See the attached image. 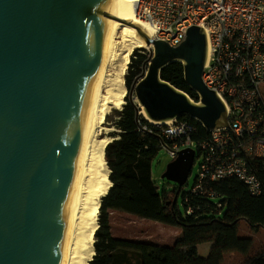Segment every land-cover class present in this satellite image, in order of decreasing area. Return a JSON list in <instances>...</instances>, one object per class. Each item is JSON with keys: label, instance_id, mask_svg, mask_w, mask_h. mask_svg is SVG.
<instances>
[{"label": "water", "instance_id": "obj_1", "mask_svg": "<svg viewBox=\"0 0 264 264\" xmlns=\"http://www.w3.org/2000/svg\"><path fill=\"white\" fill-rule=\"evenodd\" d=\"M109 0H0V264H61L64 237L104 44ZM153 57L133 93L155 122L188 116L208 130L228 125L217 95L203 83L207 39L193 26L176 48L154 40ZM180 62L200 97L163 81ZM195 151L185 149L163 179L181 188Z\"/></svg>", "mask_w": 264, "mask_h": 264}, {"label": "built area", "instance_id": "obj_2", "mask_svg": "<svg viewBox=\"0 0 264 264\" xmlns=\"http://www.w3.org/2000/svg\"><path fill=\"white\" fill-rule=\"evenodd\" d=\"M136 13L151 26L154 40L173 48L191 27L204 30L203 83L227 112V126L208 130L179 118L152 121L139 106L136 132L143 139H153L172 161L185 149L195 151L194 162L200 160L194 184L182 195L184 215L220 212L222 196L213 186L223 180L237 179L252 196H260L262 183L252 162L264 160V0H136ZM147 51L144 75L153 48ZM191 100L198 103L200 97Z\"/></svg>", "mask_w": 264, "mask_h": 264}, {"label": "trees", "instance_id": "obj_3", "mask_svg": "<svg viewBox=\"0 0 264 264\" xmlns=\"http://www.w3.org/2000/svg\"><path fill=\"white\" fill-rule=\"evenodd\" d=\"M139 51L133 52L128 74L125 76L126 102L121 109L113 110L117 117L115 126L119 130L116 136L118 139L105 148V159L110 169L108 180L112 186L100 201L99 224L93 243L96 253L88 264H223L228 253L248 255L253 240L241 238L237 224L245 221L254 230L264 229V160L252 162L262 183L263 191L258 197L252 196L248 187L237 179L214 184L213 189L222 196L220 202L223 209L220 212L211 211L189 217L179 209L177 197L172 201L166 194L161 195L152 180V160L159 148L153 139L145 140L136 132L140 109L132 98L133 88L137 79L144 75L148 63L147 56ZM160 77L198 101V95L185 82L182 63L169 64L161 70ZM179 119L202 128L198 121L188 116H181ZM110 210L181 229L215 227L212 248L206 258H201L198 243L192 236L178 241L173 248L115 239L109 223ZM243 264H264V251L249 257Z\"/></svg>", "mask_w": 264, "mask_h": 264}, {"label": "bare ground", "instance_id": "obj_4", "mask_svg": "<svg viewBox=\"0 0 264 264\" xmlns=\"http://www.w3.org/2000/svg\"><path fill=\"white\" fill-rule=\"evenodd\" d=\"M106 12L111 18L107 22L105 42L93 83L61 264H88L94 254L93 235L96 230V215L100 200L110 183L105 148L111 138H100L99 134L101 131H109L104 127V123L111 106L117 108L122 105L125 94L124 75L131 51L134 48H153L152 45H147L134 26L140 27L153 39L151 26L137 17L136 0H109ZM120 34L125 46L127 43L131 44L127 46L124 55L117 54L116 40ZM116 62H121L119 69L111 74L113 70L110 68L116 65ZM142 113L145 114L143 110Z\"/></svg>", "mask_w": 264, "mask_h": 264}, {"label": "rangeland", "instance_id": "obj_5", "mask_svg": "<svg viewBox=\"0 0 264 264\" xmlns=\"http://www.w3.org/2000/svg\"><path fill=\"white\" fill-rule=\"evenodd\" d=\"M120 42L122 44L121 46H120ZM116 43H117V54H120V55H124L127 46L128 47L131 46L130 43H127L126 46L124 45L121 34L119 35V38H117ZM147 49L152 50V48H134V50L131 51L130 60H129V63L127 64V67L125 70V75H124L123 87L125 89V94H124V98L122 99V105L120 107H117V108L114 106H111L110 113L107 115L106 121L104 123V127L109 129V131L108 130L107 131H101V134H99L100 138L101 137H109V138H111L110 142L118 139L116 136H117L119 130L115 126V122L117 120V117L113 114V110L121 109L122 106L126 102L124 100L125 96L127 94V88L125 85V76L128 74L129 65L131 64V57L133 55V52L135 50H140L139 53L145 52L144 55H149L150 53H149V51H147ZM115 64L116 65H114L113 67L110 68L113 70L112 72H110L111 74H113L117 69H119V64H121V62L120 63L116 62ZM132 98H134V103H136L138 105V102L135 98V95ZM168 122H170V121H168ZM170 162H172V159L169 157V155L167 154V152L164 149H161L158 152V154L156 155V157L152 160V180L154 182V185L157 187L158 192L161 195L166 194V196L172 201L175 200V198L177 197L178 207L183 212L184 206L182 203L183 202L182 195L189 188H191L192 185L194 184L197 173H198L200 160L198 158L195 160L193 167H192V170L188 176L187 182L181 188H179V186L176 183L168 181L167 179H163V177H162ZM106 167L108 168V176H109L110 169L108 167V164ZM110 187H111V183L108 184L104 195L106 194V192L108 191V189ZM178 190H180V191H179V194L177 195ZM100 201H102V199ZM99 213L100 212L98 210V213L96 215V229H97L98 224H99V218H98ZM108 213H109V211H108ZM123 216L124 215H122L120 213H115V212L110 216V218L112 220V233H113V236L115 238L123 237V236H125V234H127L131 237H134V235H136L137 237H143L145 235V234L141 235V232L138 234V232H136V230L134 231V228L131 226V223L133 221L132 217L127 219L129 222L127 224L128 230L126 231V228L124 229L123 223L121 225V222L123 221V219H122ZM207 217H211V216H207ZM217 217H219V216H217ZM137 218H139V217H137ZM139 219H141L142 221H150V220H146V219H142V218H139ZM127 220H125V221H127ZM179 229H181V228H179ZM181 230H184V231H182L183 233L184 232L187 233L186 236L191 234L190 236H192L197 243L202 244V243H206L208 240L212 239V237L214 235L215 227L181 229ZM238 230H239V235L243 236V237H250V235L252 233H254V231H252L250 226L245 221L239 222ZM261 234L264 235V233H261ZM153 238L156 239V234ZM261 239L264 241V237H261ZM95 241H96V238H95ZM93 243H94V235H93ZM94 250H95V248H94ZM94 253H96V252H94ZM94 255L95 254H93L92 257H94ZM92 257H91V259H93Z\"/></svg>", "mask_w": 264, "mask_h": 264}, {"label": "crops", "instance_id": "obj_6", "mask_svg": "<svg viewBox=\"0 0 264 264\" xmlns=\"http://www.w3.org/2000/svg\"><path fill=\"white\" fill-rule=\"evenodd\" d=\"M112 186V185H111ZM120 213L123 216V221L121 222V225L123 223L124 229L126 228V231L128 230L127 224H128V218H133V221L131 223V226L134 228V231L138 232V234L141 232L142 234H145L143 237H137L134 235V237H131L127 234L125 236L120 237V238H115L112 233V220L110 216L113 213ZM109 223L111 227V234L115 239L119 240H125V241H132L136 243H143V244H148L152 246H157V247H162V248H173L178 241L182 240L183 238L187 237V233H183L178 227H173L170 225H166L163 223L155 222V221H142L141 219L137 218L136 215L121 212V211H114L110 210L109 211ZM127 220V221H125ZM148 220V219H146ZM158 223V224H157ZM247 223V222H246ZM248 224V223H247ZM239 223L237 224V230H238ZM254 233L250 235V237H243L240 236L241 238H249L253 240V245L251 248V251L249 252L248 255H242L239 254L238 252H232L228 253L225 255V259L223 264H243L246 259L249 257H252L256 255L257 253L263 252L264 251V241L261 239V237H264L261 233H264V229L261 228L259 230H254L252 227H250ZM156 234V239L153 237ZM239 234V230H238ZM191 235V234H190ZM188 235V236H190ZM213 238V237H212ZM212 239L208 240L206 243L202 244H197V249L198 253L201 258H206L212 248ZM261 246V247H260Z\"/></svg>", "mask_w": 264, "mask_h": 264}]
</instances>
